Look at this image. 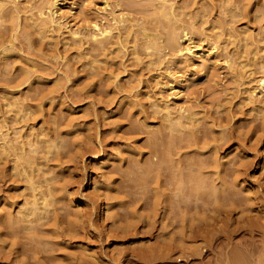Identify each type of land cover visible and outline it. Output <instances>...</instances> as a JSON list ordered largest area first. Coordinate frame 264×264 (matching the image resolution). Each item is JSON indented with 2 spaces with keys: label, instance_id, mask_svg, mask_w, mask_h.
Segmentation results:
<instances>
[{
  "label": "rangeland",
  "instance_id": "374dc122",
  "mask_svg": "<svg viewBox=\"0 0 264 264\" xmlns=\"http://www.w3.org/2000/svg\"><path fill=\"white\" fill-rule=\"evenodd\" d=\"M44 1L47 0H0V41H4L0 42V112L5 102L1 87L8 82L3 81L9 76L17 77L19 65L26 66L30 83L19 86L20 101L28 100L36 90L49 92L51 103L43 105L42 115L49 126L69 130L62 134L61 172L55 174L62 185L63 196L55 203L61 220L56 232L42 233L40 241L30 239L27 229L0 226V264H261L264 130L260 123L264 121V92L255 95L256 107L252 108L245 96V85L240 83L263 69L252 65L251 75L238 78L225 58L236 50L243 53L244 48L236 42H225L211 49L210 37L204 33H213L214 19L230 18L220 10L222 0H195L198 8L207 12L198 19L196 28L190 29L193 43L212 51L214 63L201 66L188 57L180 63L179 55L164 40L154 50L161 60L156 66H148L144 55L136 61L125 51L122 59L126 70L121 71L117 63L112 65L119 72L115 80L89 76L84 60L90 55V46L86 38L80 46L67 30L77 29L86 36L94 30V22L99 26L112 24L120 14L140 27L142 17L151 11L138 8L155 0H53L57 3L55 18L66 26L54 37L34 32L35 44L29 45L24 30L35 28L29 18ZM71 1L76 3L72 13ZM183 1L194 11L198 9L192 5L194 0H168L175 7ZM12 7L19 13L15 31L10 27ZM246 15L233 18L226 26L232 27L238 38L246 35L245 27H250L256 38L264 36L260 32L264 28V0H249ZM148 25L153 32L155 25ZM3 44L13 46L14 51L4 55ZM86 51L85 56H78ZM183 72L193 73L194 79L174 96V76ZM153 97L166 99L175 112L194 111L198 120L194 129H202L201 133L214 140L210 142L215 146H200L203 152L182 147L180 162L168 163L169 166L164 163L157 180L153 175L156 172L150 171V175L141 163L150 156L149 135L160 130L169 132L161 124V114L150 104ZM141 108L149 114L147 125L139 119ZM35 123L36 127L41 124L40 116ZM9 125L13 131L12 126L17 124L11 121ZM161 131L159 134L164 136ZM136 150L142 153L137 155ZM212 155L223 165L218 170L225 185L217 198L210 194V200V186L203 184L206 190L200 183L206 192L194 189L201 171H209L205 174L208 180L215 178L211 171L216 168L215 162V168L210 167ZM193 160L206 168L200 171ZM207 163L212 165L207 167ZM143 168L153 178H147ZM0 176V199L15 194L21 203L19 191L9 188L10 181ZM219 182L216 178L215 183ZM0 208L6 209L2 203ZM16 210L14 207L13 212Z\"/></svg>",
  "mask_w": 264,
  "mask_h": 264
},
{
  "label": "bare ground",
  "instance_id": "6f19581e",
  "mask_svg": "<svg viewBox=\"0 0 264 264\" xmlns=\"http://www.w3.org/2000/svg\"><path fill=\"white\" fill-rule=\"evenodd\" d=\"M75 4V1L70 2L69 11H71V13L73 9L76 10ZM248 4L249 0H222L219 5L221 7L220 10L227 13L230 18L224 21L214 19L211 23V28L214 29L213 33H204V35L210 37L209 41H211V49L218 48L221 43L225 42H236L244 48L243 53L236 50L232 56L225 58L226 63L234 69L236 77L243 79L251 75L250 73L253 72L251 68L253 67L252 65H257L263 69L260 74L240 83L245 85V96L250 102L251 107L255 108V95L258 92H264V36L260 35L256 38L252 34L253 32L249 29L250 27H245L243 29L246 35L238 38L232 27L226 26V24L233 21V18L235 17H246V6ZM2 5L3 3L0 2V17L3 16ZM192 5L195 6V8H198L195 0ZM188 6L191 5H188L186 1H183V3H180L175 7L173 3L168 2V0H155V3L138 8L140 11H151L148 15L142 17V24L140 27H135L132 20L123 16V14H120L116 16L112 24L99 26L97 22H94V30L89 32L86 36L82 35L77 29H68L67 32L68 36L74 41H77L80 46L83 44L84 38H86V42H88L87 47L90 46L88 48V53L90 55L85 57L84 64L89 66L90 77L99 75L108 80L117 79L119 72H115V70L112 69V65L117 63L118 67L122 68L121 71L126 70L124 64L125 61L122 59V56L126 55L125 51L133 55L132 58L136 61H140L143 58L141 55H144L146 56L144 62H146L148 66L158 65L161 60L159 53H155L154 50H157L158 43L163 42L164 40L166 46L179 55L180 63L185 61V57L199 61L201 66L206 62L214 63L211 58L212 51H209L198 44H194L190 36L192 33L190 29L194 27L196 28V22L201 16L204 17L207 11H205L206 9L202 10L200 8L194 11ZM56 7L57 3L55 1L47 0L43 3L41 2L36 12L30 15V23L35 26V28L33 30H24L25 37L28 40L30 39L28 41L30 43L29 45L35 44V38H33V34H35L34 32L42 37H54L55 35L60 34L61 29L66 26L63 25L61 20L55 18L57 14ZM185 16L186 18H184ZM9 17L13 21L10 27L15 31L18 22L15 23L14 21L18 20L19 13L14 7L10 10ZM201 20L202 23L207 22L204 19ZM148 24L155 25V30H153V32L151 31L152 27ZM178 28L180 31L177 30ZM260 32L264 33L263 26L262 29H260ZM13 35L14 34H12V36ZM0 38L2 39L3 37ZM250 45L253 47H249ZM2 46L3 50L6 52L4 55L15 49L13 46L11 47V45L8 46L3 44ZM111 53H115L114 56L110 55ZM83 54L86 55L87 51L85 53H79L78 56H85ZM6 56L4 58H7ZM97 61L104 64H99ZM6 66H8L7 63ZM18 70L19 73L17 77L5 76L6 80H2L3 83L6 81L8 82L1 87V91L4 93L5 102L3 109L0 112V174L4 175V181H10L11 186L9 188L19 191V195L22 197V202L19 203L20 200H16L18 196L15 194H9V198L5 195L1 197L0 203H2L6 209L2 210L0 208V226L3 225L13 229H16V227L27 229L30 234V239L40 241L42 233H55L56 225L61 220L60 214L56 210L55 203L63 196L60 193L62 185L56 181L55 174L61 172L59 147L63 145L61 142L62 134L69 133V130H62L63 128H59L58 126H49L47 119L42 115L43 105L45 103H51L50 95H48L49 92L36 90V93L31 95L28 100L22 99L20 101L21 89L19 86L23 83H27L26 85H28L30 80L26 66L19 65ZM174 77L171 89L176 87L177 89H173L172 94L178 96L185 89L187 82L193 81L194 74L183 72ZM251 80H254L256 84H250ZM17 93L19 95H16ZM150 104L161 114V124L167 129V131H169L168 133H164L165 130H160L163 132L161 134H165L164 136L159 134L160 131H158L159 135L157 133L153 135L154 132L150 134L152 136L149 135L151 141L150 143H147L149 144L148 150L150 147L152 149L149 150L150 152L147 150V152L150 153V156H146L144 161L141 162L144 163V167L149 174L150 171L156 172V174L153 173V175L156 176L154 178L157 180L159 177L158 171L161 167H165L163 165L164 163L168 164L173 162V164H175L174 161L177 163L180 162L182 153L180 151L183 148H190L191 150L193 148V150L196 151L200 149V151L203 152L200 146L206 148V146H208L209 143L212 144L214 140L205 137L206 135L203 132L201 133L202 129H194L195 126L198 125H195L198 120L195 117L194 111H189L185 114L182 111L175 112L173 107L170 106L168 101L164 98L153 97ZM139 110L141 113L139 119L142 118L144 124L147 125L149 122L147 121V119H149V114L144 112V109L142 108ZM39 116L41 118V124L36 127L35 120ZM11 121L17 124L16 126H12L14 129L13 131L10 130L9 123ZM260 124H262L260 125L262 128H260L264 130V121H261ZM212 126H214L213 120L211 123V127ZM150 138L148 139L150 140ZM73 139L76 140V138ZM158 140H162L164 144L162 141L160 144ZM157 144H159L160 147H158L159 145ZM162 146L163 148H161ZM211 148H215L214 143ZM136 151L137 155L142 153L138 150ZM186 151L187 150L184 152ZM212 156L213 157L210 160L212 161L213 166H210L212 164L209 165L208 162L207 167H213L212 169L216 167L215 170H211L212 173L215 174V178L212 177L208 180L209 176L206 177L205 174L209 171L203 170L204 173L201 171V168H206L204 167L205 164L202 162H198L200 163L198 164L197 161H195V164L197 163L198 166H196L200 169L201 173H198L199 176L197 174V177L199 178V180L196 179L197 182L195 181L197 187H195V189L193 187L194 190L198 188L197 191H199L201 189L203 190L202 186L204 185L210 186L207 191V198L210 197V200V194L213 198L219 196L218 193L224 184V181L221 179V171L218 170V166L223 165L219 163L216 155ZM154 157H156V159H154ZM197 158L199 157L197 156ZM197 158L195 160H198ZM202 159L204 162L205 159L201 158V161ZM198 161H200V159ZM173 164H171V166H173ZM169 165L170 164H168V166ZM57 166L58 168L56 169L55 167ZM145 168H143L144 174L146 173L144 170ZM143 171L141 173H143ZM177 172L178 171H176V173ZM202 174H204L206 182L205 178L202 177ZM150 175H147V178H153V176ZM216 178L219 179V183H215ZM8 186H6V188H8ZM193 186H195V184H193ZM217 186L220 187V189ZM206 188L207 187H205V189ZM205 189L203 191L206 192L207 189ZM223 189L225 188H222V191ZM204 194L206 195V193ZM13 206L17 207L15 213L13 212ZM13 234H15V232H13ZM33 252H36V250ZM236 260L238 261L239 257ZM236 263L238 264V262ZM261 264H264V256Z\"/></svg>",
  "mask_w": 264,
  "mask_h": 264
}]
</instances>
